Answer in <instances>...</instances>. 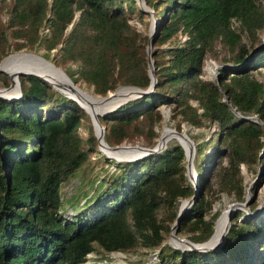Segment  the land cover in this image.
<instances>
[{
	"label": "trees",
	"instance_id": "1",
	"mask_svg": "<svg viewBox=\"0 0 264 264\" xmlns=\"http://www.w3.org/2000/svg\"><path fill=\"white\" fill-rule=\"evenodd\" d=\"M144 1L157 18L151 45L156 84L98 119L110 145L135 134L151 144L162 104L169 106L177 129L181 123L215 124L208 138L191 135L200 182L195 201L179 218L178 230L201 243L214 232L209 213L216 191L243 199L240 164L262 167L256 185L264 178V83L252 72L264 67V42L258 40L264 0ZM136 12L143 21L146 12L136 0H13L7 23L0 20V60L11 47L10 28L14 50L41 43L44 58L73 82L91 84L95 93L124 84L146 86L148 34L127 21ZM218 42L231 51L221 60L227 64L218 69L219 85L215 77L200 76ZM0 79L6 82L8 76L0 71ZM19 79L17 98L0 97V264H80L95 245L105 251L157 249L156 261L148 264H264V218L244 215L238 221L241 210L216 248L163 244L179 201L194 193L177 140L157 152L119 160L82 208L63 216L62 182L92 152L98 154L97 138L88 113L74 99L36 75ZM84 119L83 137L76 130ZM207 162L215 189L204 176Z\"/></svg>",
	"mask_w": 264,
	"mask_h": 264
},
{
	"label": "rangeland",
	"instance_id": "2",
	"mask_svg": "<svg viewBox=\"0 0 264 264\" xmlns=\"http://www.w3.org/2000/svg\"><path fill=\"white\" fill-rule=\"evenodd\" d=\"M12 3H13V0H0V20L3 24L7 23V19L9 17V8L11 7ZM145 12L146 13L143 16V21L139 20L137 12L129 16L127 18V21L131 25L136 26L139 30H143L148 34L151 14L148 11H145ZM234 24H236V21H234ZM6 31L8 34V40L11 42V47L3 57L9 56L13 53L23 52V51H27V52L35 53L36 55L43 56L42 53L44 51V48L41 43L37 44L33 49L22 47L19 50H14L13 49L14 39L10 36V33H9L10 28H6ZM258 34H259L258 40H260V44H261V42H264V30L261 29ZM241 35H242L241 36L242 41L246 42L249 45V38H247L246 34L242 32ZM230 55H231V51H228L221 43L218 42L214 46L213 53L207 54L204 60L203 73L200 74V76L204 78L216 77L213 74L214 65L218 66V65L227 64V63L221 62V60L224 56L227 57ZM27 57L31 59L33 58L34 62H38L37 58L29 57V55H24V54L15 55L11 57L10 59H7V61L13 62V60H16L18 58H27ZM7 61H5L4 63H6ZM69 65L71 68H75V63H70ZM56 66H59V65H56ZM59 67L62 68L61 66ZM219 68L221 67L216 68L217 72ZM252 72L254 76H256L258 79H260L264 83V67L259 66L257 70H253ZM5 74L8 76V80H6L5 82L3 79L2 80L0 79V87H5L10 84L11 79L7 73ZM23 81H26V79L24 78ZM8 82L9 84H6ZM21 83L22 82L19 79V86L21 85ZM74 83L78 85L77 87L84 89L89 95L91 94V97L93 98H97L98 95H101L99 93L94 92L93 86L91 84H87L85 82H80V83L74 82ZM108 91H112V90H108ZM90 100L92 101V102L89 101V103L91 102L90 105L94 106V110L97 111L99 105L96 103H93L94 100L92 99ZM159 108L162 113V119L160 120V123L154 125V130L157 132V135L152 138L151 144L147 143L149 138L145 137L143 134H135L131 140H123L121 143H118V144H139L142 146H152L158 140L159 134L162 131L163 126L167 125L170 128H174L176 130L186 131L188 135L190 136V138L193 140L194 153H195V140H200L201 138H208V136H210L212 133L214 134V132L216 131L217 127L215 126V124L214 125L212 124L208 127L207 126L206 127L204 126L194 127L191 125H187L185 123H181V128L177 129L172 123V121L169 120V113H170L169 106L162 104L159 106ZM88 117L91 121L89 114H88ZM76 131L78 134H80L83 137L87 135V123L85 119L82 120L81 125L77 128ZM191 135L195 137V140L194 138H192ZM175 141H176V137L174 136V133H173L168 136V140L166 141V144L170 142H175ZM98 150H99L98 154H95L92 152L90 154L89 161L84 163L72 175H70L68 178H66L62 182L61 195H62L63 205L60 208V212L62 213L63 216L70 218L72 215L76 214L78 210L82 208L85 201H87V199L93 194L95 186H97L103 178L106 179L110 172L115 170L116 163L119 160H126V158L122 159L116 156L115 158H117V160H115L114 156L111 153L109 152L107 153L110 156L108 157L99 148ZM130 151L131 152L128 153V155L130 156L134 153H138V149L137 150L130 149ZM193 164H194V160H193ZM208 164L209 163L207 162L206 168L204 170L205 172L204 176L207 178V181H208L207 183H210V184L212 183V188L215 189L216 184L214 183L215 181H214V177L212 176V173L209 171ZM221 164H226V159L224 157L221 159ZM261 168L262 167L257 163H252L250 167L247 166L246 164H240L242 184L244 186L242 200H237L233 194H228L226 192L218 193L216 191V199L213 201L212 207L209 213L211 217L209 219L213 221V228H214L216 220L220 217L222 212H223V215L220 218V221L216 223L215 233L218 227L224 221H226L229 217L231 219L240 210L243 211V214L240 215V217L238 218V221L242 220L241 218L244 215H250V216H255V217L260 216L264 218V178L261 179L258 185H256L257 179L260 178L259 176L261 174ZM195 173L197 176L196 171ZM187 178L190 181V183L194 186L193 178H190L188 175H187ZM197 180H198V176H197ZM199 182L200 181L198 180V183ZM183 199H187V198H182L179 201L178 208ZM159 215L162 216V211H159ZM174 221L170 223L169 230L164 234L165 237H164L163 244L169 243L174 246L179 244V242L173 239L172 235H176L178 237L189 239L188 235L190 234V232L179 231L178 230L179 225L174 231H172V235H171V226L174 223ZM156 259H157V249L151 250L146 247L135 246L133 248H129L126 250L105 251L102 248L95 245L94 249L89 251L85 255V259L80 264H122V263L123 264L125 263L126 264H148V263H153L154 261H156Z\"/></svg>",
	"mask_w": 264,
	"mask_h": 264
},
{
	"label": "water",
	"instance_id": "3",
	"mask_svg": "<svg viewBox=\"0 0 264 264\" xmlns=\"http://www.w3.org/2000/svg\"><path fill=\"white\" fill-rule=\"evenodd\" d=\"M136 2H137L138 6L141 10L148 11L151 14L150 26L148 29V42L146 44L149 83L146 86H137V85H132V84L118 85L114 90L107 91V93L105 95H98L97 98H100L99 100H104V99H106V95L109 92H117L119 90V88H122V90L118 92L115 100L113 102H111V104L103 106V103H101V105H99L98 110L96 111L98 113V115H103V114L113 110L114 108L118 107L119 105H121L122 103H124L128 100H131L133 98H136V97H139L141 95H145V94L151 92L153 90L155 84H156V76L154 74L153 59L151 57V45H152V42L155 38L156 31H157V29H156L157 18L155 17L153 10L145 3L144 0H136ZM41 57H43V56H41ZM4 58L5 57H3L0 60V63L2 62V60ZM44 59H46V58H44ZM46 61L51 66L56 68L71 85H72V83H74L72 81V79L67 75V73L62 68H60L59 66H56L52 61H50L48 59H46ZM222 66H224V65H218V66L214 65V67H213V74L216 76L215 77L216 83L218 85H219V79H218V72L216 71V68L222 67ZM0 71L5 72L1 67H0ZM24 74H32V75H36V76L42 78L43 80L48 82L55 90L59 91L60 93L64 94L67 97L74 99L83 108V106L78 102V100L75 97L68 95L65 91L60 89L56 84L52 83V81L50 79H48L44 74H42L38 71L31 70V69H27V70L26 69H19L15 73L14 79H12L13 77L8 74L10 79H11L10 84L8 86H5V87H0V97L1 98H8V99L17 98L21 93L20 92V86H19V76L24 75ZM13 84L15 85L14 91L8 92V88H10ZM74 85H75V83H74ZM224 100H227L226 96H224ZM233 110L236 114L240 115L238 113V111H236L234 108H233ZM242 117L244 119H253L256 121L258 120L257 117L254 115H247V116H242ZM90 118H91L93 130H94V134L97 138L98 148L101 151H102V147H107L111 150H116V149L121 148L123 146L136 147L137 149H139L138 153L135 156L127 157V160L139 158V157H142V156H145L147 154L157 152V151L163 149L166 146V143H165L166 139L163 138V136H164L163 130L165 128L171 129L172 132L174 133V136H178L182 140V141H178V142L181 144V146L184 150L186 173L190 178H193V181H194V193L191 197H189L187 199H183L182 202L180 203L175 221L171 226V235H172V231H174L179 225V218H180L181 214L191 203L194 202V200L197 196V193H198V180H197V176H196L194 164H193V158H194L193 140L190 138V136L188 135V133L186 131L176 130L174 128H170L169 126L165 125V126H163L162 131L159 134L158 140L152 146H142L139 144L109 145L104 139V136H103L104 126L100 123L98 116L90 114ZM183 141L187 142L188 148H186L184 146ZM229 223H230V217L226 221H224L223 229H222V232L220 234V237L213 243L208 242L210 238L204 242L195 243V242H192L186 238L178 237L176 235H172V236H173L174 240L179 242V244H177L176 247L180 248L181 250H184V249H195V250L213 249V248H216L217 246H219V244L222 241L224 234H225V232L229 226Z\"/></svg>",
	"mask_w": 264,
	"mask_h": 264
},
{
	"label": "bare ground",
	"instance_id": "4",
	"mask_svg": "<svg viewBox=\"0 0 264 264\" xmlns=\"http://www.w3.org/2000/svg\"><path fill=\"white\" fill-rule=\"evenodd\" d=\"M21 54L29 55V57H35L38 59V62H34L33 58L31 59L28 57L27 58H18L16 60H13V62L7 61V59H10L11 57H13L15 55H21ZM5 61H7V62L4 63ZM0 67L5 71V73L11 75L13 77L12 79H14L15 73L19 69H26V70L31 69V70L38 71V72L44 74L48 79H50L52 81V83L56 84L60 89L65 91L68 95L75 97L78 100V102L83 106V109L85 111L87 110L86 113H88L89 116H90V114L99 116L98 113L94 110V106L90 105L92 102L90 99L94 100L93 103H96L98 105H101V103H103V106L109 105V104H111V102H113L115 100L118 92L122 90V88H119V90L117 92H109L106 95V99H104V100H99L100 98H93V97H91V94L89 95L84 89L77 87L78 85H76V84L74 85V83H72V85H71L56 68L51 66L46 61V59H44L40 55H36L35 53H30L27 51L17 52V53H14V54H11V55L5 57L2 60V62L0 63ZM14 86L15 85L13 84L10 88H8V92H13ZM89 101H91V102L89 103ZM164 133H165V135L163 136V138L166 139L165 140V143H166V141L168 140V136L173 134V132L171 129L165 128L163 130V134ZM175 137H176L177 141H182L178 136H175ZM183 143H184V146L186 148H188L187 142L183 141ZM130 149L137 150L136 147H130V146H123V147L118 148L116 150H111L107 147H102V152H104L108 157H110L109 154H107L109 152L114 156V158L116 156V157H119L122 159L126 158V160H127V157L135 156L137 154V153H134L131 156L128 155V153L131 152ZM115 160H117V158H115ZM222 215H223V212L221 213L220 217L215 222L214 232L212 233V235L208 241L209 243L215 242L220 237L224 222L218 227L216 233H215V228H216V223L218 221H220V218L222 217Z\"/></svg>",
	"mask_w": 264,
	"mask_h": 264
}]
</instances>
